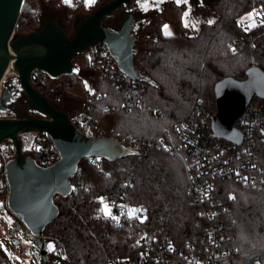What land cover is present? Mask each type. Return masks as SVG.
Listing matches in <instances>:
<instances>
[{
    "label": "trees",
    "instance_id": "obj_1",
    "mask_svg": "<svg viewBox=\"0 0 264 264\" xmlns=\"http://www.w3.org/2000/svg\"><path fill=\"white\" fill-rule=\"evenodd\" d=\"M49 1L69 23L75 15L84 17L96 6L87 8L83 4L66 5L62 0ZM258 2L218 0L214 6L216 21L203 24L193 37L185 34L183 8L172 3L163 6L161 23L150 25L148 28L154 31L145 36L143 44L135 45L136 68L150 81H136L134 88L133 83L107 75L101 64L85 55L82 57L86 66L101 72V81L97 91L86 97L81 111L90 109L101 132L116 137L126 147L137 144L146 147L116 162L107 161L104 171L91 166L87 159L82 160L71 180L75 190L72 189L68 197L55 200L60 212L46 226L44 236L72 262L103 264L108 257L137 256V242L142 234L171 237L181 245L202 241L210 224L200 215L203 206L189 193L190 180L184 162L170 151L148 145L176 122L196 120L206 106L216 113L214 86L221 79L244 80L250 67L264 69V32L246 33L239 26V19ZM31 5L30 10L21 13L17 25L21 34L41 26ZM152 9L148 6L139 13H151ZM112 21V18L106 19L104 25L114 30ZM166 23L175 29L174 35L162 34L160 27ZM232 49H236V53ZM68 77L62 87L82 96L85 93L82 83ZM51 86L57 87L52 79L48 88ZM56 95L61 97L60 101H51L60 110L71 112L62 106L63 94L57 90L51 96ZM131 100H138L143 108L132 113L115 109ZM259 105V100L254 99L249 109ZM106 121L111 124L110 131L101 126ZM44 142L52 144L47 134L39 133L32 152L37 153ZM256 147L264 167V142L259 141ZM125 182L127 184L123 185ZM217 188L220 194L237 196L232 211L222 220L230 238L229 245L238 250L231 263L264 264V187L219 179ZM105 193L110 197H125L121 208L123 216H116L118 222L102 217L100 198ZM131 209L147 213V222L138 223Z\"/></svg>",
    "mask_w": 264,
    "mask_h": 264
},
{
    "label": "water",
    "instance_id": "obj_2",
    "mask_svg": "<svg viewBox=\"0 0 264 264\" xmlns=\"http://www.w3.org/2000/svg\"><path fill=\"white\" fill-rule=\"evenodd\" d=\"M134 1L108 0L101 4L76 24L73 36L56 20L46 21L38 30L16 36L22 11L30 10L32 5L26 0H0V91L4 81L10 83L14 79H6L12 67L26 96L23 101L18 100L10 84L0 93V112L14 114L13 118H0V143L5 139L13 141L14 157L6 166L8 208L20 219L16 228L23 222L29 230L27 233L35 237L45 264L50 263V258L44 231L60 212L55 197L66 198L71 194V180L81 161L99 156L113 163L136 152L132 146L126 147L116 137L103 132L95 138L83 136L70 121V112L60 110L33 86L32 72L41 69L52 80L71 75L76 70L74 59L78 54L91 46L104 44L117 60L120 72L134 82L149 83L136 68L134 11L119 21L118 31L104 25L106 18ZM214 95L217 104L211 125L214 137L240 145L243 134L235 124L255 98L264 102V69L250 67L244 80L221 79L214 86ZM26 133L47 134L60 154L59 161L47 168L38 165L31 153L23 151L20 135Z\"/></svg>",
    "mask_w": 264,
    "mask_h": 264
},
{
    "label": "built area",
    "instance_id": "obj_3",
    "mask_svg": "<svg viewBox=\"0 0 264 264\" xmlns=\"http://www.w3.org/2000/svg\"><path fill=\"white\" fill-rule=\"evenodd\" d=\"M258 1L239 19V26L246 33H254L259 30L264 32V23H261L264 20V0ZM250 14L252 15L250 16ZM252 24L255 26L249 28V25ZM254 47L252 45V49ZM83 53L87 59L101 64L107 75L122 79L124 83L125 81L129 84L133 83V88L136 85V81L130 80L123 72H120L117 60L106 45L91 46ZM234 53H236V49ZM31 80L33 86L44 93L48 89L51 78L45 71L35 69L32 72ZM60 98L57 96L55 100L59 102ZM259 102L258 107L249 109V106L235 124V127L243 134V142L240 145L214 137L211 125L217 112L214 113V109L209 106L199 112L196 120L176 122L171 128H166L163 135L158 137L154 143L148 145L170 151L184 162L190 180L189 193L197 203L203 206L200 215L210 224L204 231L202 241L181 245L171 237L142 234L137 242L139 248L137 256L108 257L103 264H232L231 259L237 255L238 250L229 245L230 238L225 232L222 220L224 215L232 211L237 196L234 193L228 195L218 193L217 181L233 179L242 185H252L261 189L264 187V167L260 163L261 155L256 147L259 141L264 142V106L261 104L264 102L261 100ZM138 108H143L138 100H131L123 103L121 107H115L116 110L121 109L126 113H132ZM153 113L157 114V111H153ZM13 117V113L0 112V118ZM70 121L85 137L95 138L101 133V128L96 124L90 109L70 112ZM38 134L20 135L23 151L31 153L38 165L47 168L59 161L60 154L53 142L52 144L44 142L41 149L37 153H33L32 149ZM145 147L146 145L137 144L132 148L138 153ZM13 157V141L5 139L0 143V207L1 210L9 212L8 219L12 225H9L4 216L0 215V240L9 241V244L16 250V256L21 260V264H27L31 261L29 251L31 246L26 245L23 239L17 236V233L22 234L24 229L29 230L23 222L19 229L16 228V223L20 219L8 208L9 187L6 166ZM87 160L91 166L101 171L105 170L106 158L96 156L87 157ZM237 173H239V177ZM240 177H247V181ZM126 184V182L123 183V185ZM132 184L133 182H129V185ZM230 197H234V199H230ZM102 198L109 205L112 216H123L121 208L124 196L110 197L108 193H105ZM101 214L106 218L103 212ZM135 219L138 223L144 224L148 220V214L138 211L135 213ZM11 230L15 233L12 234ZM29 234L31 235L30 232ZM15 240L17 242H14ZM11 254V250L9 253L4 252L0 244V264H13ZM47 254L50 258L49 264H75L55 244L54 250ZM39 260L42 264L44 263L42 258Z\"/></svg>",
    "mask_w": 264,
    "mask_h": 264
},
{
    "label": "rangeland",
    "instance_id": "obj_4",
    "mask_svg": "<svg viewBox=\"0 0 264 264\" xmlns=\"http://www.w3.org/2000/svg\"><path fill=\"white\" fill-rule=\"evenodd\" d=\"M26 1L33 4L34 14H36V16H37L36 18L41 23V25L46 21H50V20H53L55 17H58L60 25L64 26V28L66 29V31L68 32V34L70 36L74 35L75 26H77L76 24L81 19H83L87 16L86 15L83 17L80 14L75 15L72 18L71 22L69 23L66 20H64V16L61 13V11L57 10L49 0H36L35 3L33 2L34 0H26ZM162 2L165 4L164 6H166L167 4H170V3L177 5V3L173 2V1L153 0V6L151 7L153 9L151 10V13L149 12V13L143 14V13L138 12V15H137L138 21H142L143 17H146L149 19L148 24H146L145 28L143 29V32L140 33V37H139L138 42H137L138 44L139 43L143 44L145 36H148L151 32L154 31L153 29L148 28L150 25L152 26L153 23H156L155 26H157L158 25L157 23H161L162 15H164L162 13L163 9H164V7H162V5H161ZM103 3H105L104 0H94V3H92L90 6H88V5H86L85 0H71L70 5L83 4L87 8H90L96 4V6L92 10H89V12H87L89 15L90 13L94 12V10ZM66 5H69V4H66ZM177 6H179V5H177ZM180 7L183 8V13L181 16H183V25L185 27V34L187 36H190V37L196 36L203 24H209V23H207L209 20H213L215 22L217 17H218L215 11H213V14H211V16H210L208 11L205 10L204 15H203V13L198 14V16H196V18L193 20V24H190L188 22V16L185 17V15H184L186 12L188 13L189 8L186 6H180ZM78 10L82 11V9H78ZM83 13H85V12H83ZM128 13H129V8L123 7L116 14H118L119 16L122 17V15L124 16ZM28 16L30 17V15H27V17ZM146 18H144V19H146ZM164 25L165 24H163V26L160 27L162 34L166 33L167 35H172L174 33L173 28L170 25H167V28H163ZM18 35H21V33L18 32L16 29V36H18ZM83 56H84V53H80L74 59V63L76 65V70L73 74L64 75V76H61L57 79H53L54 83L57 84V87L51 86V88H48L45 91V94L47 96H49L50 98H52L51 100H53V99L55 100L57 95L55 97H53L51 95L55 94L57 92V90H59V92L63 94L62 95V98H63V102H62L63 105L62 106L70 109L71 112L81 111V108L84 107L86 97H88L89 95H91L97 91L98 85L101 81V72L96 70V69H91L88 66H86L83 62V59H82ZM68 76L75 77L74 78L75 80H79L82 83V85L85 89V93L82 96L74 95L70 91H68L62 87V85H63L62 83L68 81V78H69ZM9 77H13L14 79L10 83H8L7 81H4L2 86H1V91L8 84H10V85L12 84L13 88L15 89L16 98L20 101H23L26 96H25V93L23 92V90L21 89V87L19 85L18 79L15 78V73L11 72V73L7 74L6 79ZM147 79H149V78H147ZM56 88H58V89H56ZM1 91H0V93H1ZM101 126L103 129L105 128L107 131H110V129H111V124L108 121L102 123ZM60 198H62V197H60V196L55 197V199H57V201H59ZM8 213L9 212H7L6 210H0V215H3L6 222H8L9 225H12L8 219ZM17 236L21 237L23 239L24 243H26V241H27L28 243H26V245L31 246V249L29 250L30 255H31V261H29V263H27V264H42L39 260V258H42L41 250L39 249V247L37 245L35 237L28 234L26 229L23 230L22 234H20V232H18ZM0 244H1V249L4 252L9 253V251L11 250V253H12L11 257H12L13 264H21V260L18 259L16 256V250L9 244V241L1 239ZM48 244L54 245V243H52V242H49ZM52 251L53 250H49L47 247L48 253H50Z\"/></svg>",
    "mask_w": 264,
    "mask_h": 264
},
{
    "label": "flooded vegetation",
    "instance_id": "obj_5",
    "mask_svg": "<svg viewBox=\"0 0 264 264\" xmlns=\"http://www.w3.org/2000/svg\"><path fill=\"white\" fill-rule=\"evenodd\" d=\"M167 1H173V2L177 3V5H179V6L188 7L189 8L188 22L190 24H193V20L196 18V16H198V14H200V13H203V15H204L205 10L208 11V13L211 16V14H213V11H214V6L218 0H167ZM161 5L163 7L165 4L162 2ZM148 6H151V7L153 6V0H135L129 6H123V7L129 8L128 14H126L124 16L122 15V17L119 16L118 14H116L117 12H119V10H120L119 9L118 11H116L113 14L112 17H110L113 20L112 26H113V28H115L114 30L118 31L120 29L119 21H121L127 15H129L132 11H134L135 20H134V26H133V33L137 35V41H136V44H137L139 34L143 32V29L145 28L146 24H148V21H149V19L146 17H143L142 21H138L137 15H138L139 10H141L145 7H148ZM144 18H146V19H144ZM106 19H109V18H106ZM53 20H56L57 22H59L58 17H55ZM59 24H60V22H59ZM11 87H13L12 84H11Z\"/></svg>",
    "mask_w": 264,
    "mask_h": 264
},
{
    "label": "snow or ice",
    "instance_id": "obj_6",
    "mask_svg": "<svg viewBox=\"0 0 264 264\" xmlns=\"http://www.w3.org/2000/svg\"><path fill=\"white\" fill-rule=\"evenodd\" d=\"M63 2H64L65 4H70V3H71V0H63ZM85 2H86V5L90 6L92 3H94V0H85ZM184 15H185V17H187V16H188V13L186 12ZM251 15H252V14H250V16H251ZM207 23L212 24V23H214V21H213V20H209ZM261 23H264V20H262ZM254 26H255V24L249 25V28L254 27ZM165 28H167V26H165ZM169 34H170V33H169ZM232 51L235 52V49H232ZM178 130H179V129H178ZM237 176L239 177V173H237ZM240 178H241L242 180L247 181V177H240ZM73 190H75V189H73ZM230 199H234V197H230ZM100 202L103 204V207H102V209H101V212H103V214L105 215V217H106V218H111V219H113L114 221H117V222H118V217H116V216H112V214H111V209H110L109 205H108L107 203L104 202V198L101 197V198H100ZM138 211H141V209H131V210H130V212H131L132 214H134V213H136V212H138ZM129 218H133V217L130 216ZM26 243H28V242L26 241ZM47 247H48L49 250H54V245H53V244H48Z\"/></svg>",
    "mask_w": 264,
    "mask_h": 264
},
{
    "label": "crops",
    "instance_id": "obj_7",
    "mask_svg": "<svg viewBox=\"0 0 264 264\" xmlns=\"http://www.w3.org/2000/svg\"><path fill=\"white\" fill-rule=\"evenodd\" d=\"M167 25H170V24H169V23H166V24L164 25V27H163V28H165V26H167ZM170 26L172 27V25H170ZM172 28H173V27H172ZM173 30H175V29L173 28ZM173 32H174V33H173L172 35H174V34H175V31H173ZM165 34H166V33H165ZM165 34H164V35H165ZM172 35H167V34H166V36H172Z\"/></svg>",
    "mask_w": 264,
    "mask_h": 264
},
{
    "label": "bare ground",
    "instance_id": "obj_8",
    "mask_svg": "<svg viewBox=\"0 0 264 264\" xmlns=\"http://www.w3.org/2000/svg\"><path fill=\"white\" fill-rule=\"evenodd\" d=\"M11 72H13V71H12V67L9 68V70H8V74L11 73Z\"/></svg>",
    "mask_w": 264,
    "mask_h": 264
}]
</instances>
